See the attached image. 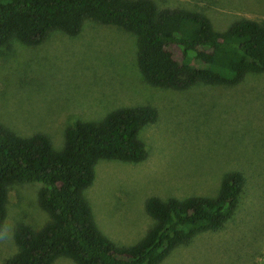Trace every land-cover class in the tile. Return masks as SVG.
Instances as JSON below:
<instances>
[{
    "label": "rangeland",
    "instance_id": "1",
    "mask_svg": "<svg viewBox=\"0 0 264 264\" xmlns=\"http://www.w3.org/2000/svg\"><path fill=\"white\" fill-rule=\"evenodd\" d=\"M158 9L204 15L221 32L238 19L264 25V0H150ZM136 39L86 20L79 34L55 31L38 46L0 48V125L20 137L44 134L61 150L75 121L98 122L119 108L147 106L156 121L138 133L139 163L98 160L83 192L99 232L116 247L137 243L152 227L147 198H213L229 173L243 186L237 209L217 231L195 235L160 264H264V73L233 87L196 84L184 91L145 84L135 63ZM38 183L7 188L0 264L15 254L12 231H37L48 221ZM52 264H74L57 258Z\"/></svg>",
    "mask_w": 264,
    "mask_h": 264
},
{
    "label": "trees",
    "instance_id": "2",
    "mask_svg": "<svg viewBox=\"0 0 264 264\" xmlns=\"http://www.w3.org/2000/svg\"><path fill=\"white\" fill-rule=\"evenodd\" d=\"M92 21L120 28L136 39L135 63L150 87L184 91L196 84L233 87L248 74L264 73V25L238 19L213 30L202 14L158 9L150 0H0V48L13 41L40 45L50 33L79 34ZM147 106L119 108L98 122L75 121L61 150L44 134L20 137L0 125V230L7 188L38 183L39 207L49 221L39 230L18 223L16 252L3 264H160L175 248L203 232L219 230L233 216L242 191L239 172L227 174L213 198H147L153 225L134 245L116 247L95 226L83 192L98 160L139 163L146 150L141 128L156 121Z\"/></svg>",
    "mask_w": 264,
    "mask_h": 264
}]
</instances>
